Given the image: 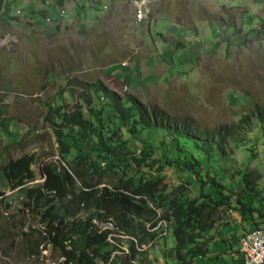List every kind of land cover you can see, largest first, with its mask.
Masks as SVG:
<instances>
[{"label": "rangeland", "instance_id": "374dc122", "mask_svg": "<svg viewBox=\"0 0 264 264\" xmlns=\"http://www.w3.org/2000/svg\"><path fill=\"white\" fill-rule=\"evenodd\" d=\"M100 1L63 0L57 6L54 0L42 6L41 0L0 2V264H62L59 252L46 241L42 216L24 204V192L10 188L2 167L10 159L34 155L35 178L26 184L31 187L43 181L44 164H65L52 109L62 104L69 110L78 102L81 82L99 80L120 95L132 93L198 128L237 123L254 105H264V0H144L150 13L142 21L135 19L141 6L134 0ZM58 6L66 15L56 26L50 19ZM252 121L245 126L244 145H231V159L218 177L235 184L238 170H252L264 191V145L256 119ZM255 144L251 153L245 150ZM76 154L68 158L74 167ZM83 155V164L94 157ZM78 168L88 171L86 164ZM121 174L119 167L116 173L94 174L91 181H100L98 187L113 185ZM128 174L137 179L141 172L130 167ZM161 175L158 188L164 197L187 187L181 183L185 174L175 169L164 168ZM141 176L149 178L147 173ZM234 205L232 199L208 220L217 219L208 246L221 255L222 264H238L239 256L233 260L230 249L225 252L226 241L237 251L232 234L250 228ZM108 228L109 241L121 249L112 255L125 259L131 254L130 238ZM146 228L157 234L134 241L140 258L147 264H178L169 256L174 240L165 222ZM201 261L194 258L192 264Z\"/></svg>", "mask_w": 264, "mask_h": 264}, {"label": "trees", "instance_id": "16d2710c", "mask_svg": "<svg viewBox=\"0 0 264 264\" xmlns=\"http://www.w3.org/2000/svg\"><path fill=\"white\" fill-rule=\"evenodd\" d=\"M54 3L61 5L63 0ZM50 21L59 26L61 18L56 15ZM260 28L264 30V18ZM81 86L83 93L69 110L62 104L52 109L54 132L65 164H44L43 181L31 187L26 184L35 178L34 155L10 159L2 167L10 188L24 192V204L42 216L46 241L59 252L62 264H147L140 258L142 252L134 248V241L152 239L157 231H149L146 225L152 229L162 221L174 240L169 256L178 264H192L194 258H200L203 264H222L221 255L209 247L213 237L209 232L217 228V219L208 220L232 199L241 222L250 228L241 233L236 229L232 234L237 251L231 249L232 241L223 239L229 244L225 252L230 249L232 259L239 256L238 264H243L239 238L244 231L264 227V191L257 187L255 176L259 175L252 170H238L235 184L223 183L218 173L227 168L231 145H244L245 126L253 122L252 117L264 145V105H254L252 112L237 123L198 128L156 105L145 104L132 93L120 95L99 80L81 82ZM253 147L256 144L245 150L251 153ZM73 152H77L76 167L69 165ZM84 152L94 157L85 163L88 171L81 172L78 166L85 165ZM119 167L122 174L116 184L98 187L100 181H91L94 174L116 173ZM130 167H136L141 175L147 173L149 178L144 180L140 175L136 179L128 174ZM164 168L185 174L186 180L181 183L187 187L172 197H164L158 188ZM106 219L130 238L131 254L125 259L112 255L116 248L121 249L109 241L111 230L99 227ZM30 252L35 253L33 247Z\"/></svg>", "mask_w": 264, "mask_h": 264}, {"label": "built area", "instance_id": "2783aa9c", "mask_svg": "<svg viewBox=\"0 0 264 264\" xmlns=\"http://www.w3.org/2000/svg\"><path fill=\"white\" fill-rule=\"evenodd\" d=\"M50 0H44V4H49ZM141 6V13H135V19L142 21L146 19L150 13L148 5L145 6L144 0H134ZM55 14L58 18L66 15L65 9L59 7ZM47 20V15H44ZM239 250L243 254V264H263L264 263V227L254 228L244 231L239 238Z\"/></svg>", "mask_w": 264, "mask_h": 264}, {"label": "water", "instance_id": "95a60500", "mask_svg": "<svg viewBox=\"0 0 264 264\" xmlns=\"http://www.w3.org/2000/svg\"><path fill=\"white\" fill-rule=\"evenodd\" d=\"M104 228H108V226L115 227V224L111 219H106L100 223Z\"/></svg>", "mask_w": 264, "mask_h": 264}, {"label": "clouds", "instance_id": "9594fccd", "mask_svg": "<svg viewBox=\"0 0 264 264\" xmlns=\"http://www.w3.org/2000/svg\"><path fill=\"white\" fill-rule=\"evenodd\" d=\"M60 6H58L57 8H59ZM45 12H47V11H45ZM49 15H50V13H49ZM52 16H55V12H53V15Z\"/></svg>", "mask_w": 264, "mask_h": 264}, {"label": "crops", "instance_id": "0c3cea01", "mask_svg": "<svg viewBox=\"0 0 264 264\" xmlns=\"http://www.w3.org/2000/svg\"><path fill=\"white\" fill-rule=\"evenodd\" d=\"M49 15V14H48Z\"/></svg>", "mask_w": 264, "mask_h": 264}]
</instances>
